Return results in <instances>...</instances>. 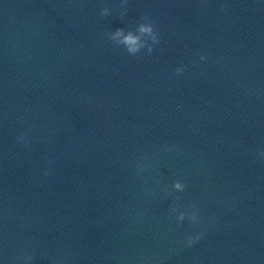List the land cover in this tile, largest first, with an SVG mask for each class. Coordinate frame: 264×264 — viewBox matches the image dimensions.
Segmentation results:
<instances>
[{
  "label": "clouds",
  "instance_id": "1",
  "mask_svg": "<svg viewBox=\"0 0 264 264\" xmlns=\"http://www.w3.org/2000/svg\"><path fill=\"white\" fill-rule=\"evenodd\" d=\"M108 14V8H103L100 12L101 17L107 16ZM108 39L112 41L116 46H122L127 51V53L132 56H137L142 49H147L148 54H151L154 50L153 46L160 42L155 23L147 16H143L141 18V22L136 25L135 30H126L124 28H119L108 33ZM200 59L204 60L206 59V57L204 55H201ZM184 70L185 69L183 68H178L175 70V72L177 75H180ZM261 155H264V153H261ZM172 188L176 192H183L186 188V184L177 180L173 182ZM165 191L168 192L169 195H171L170 189H165ZM176 199L179 200L181 199V197L177 196ZM172 211L175 213L178 211V209L174 206L172 208ZM186 216L190 221L193 222L197 221L198 219L197 211L194 210L191 213L180 211L177 215V220L183 221L185 220ZM200 238V236H196L195 238L189 236L188 241L189 243H194L195 240H198ZM26 259L31 261L32 257L27 256Z\"/></svg>",
  "mask_w": 264,
  "mask_h": 264
}]
</instances>
